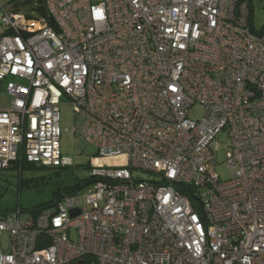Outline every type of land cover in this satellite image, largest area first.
Listing matches in <instances>:
<instances>
[{"label":"built area","instance_id":"1","mask_svg":"<svg viewBox=\"0 0 264 264\" xmlns=\"http://www.w3.org/2000/svg\"><path fill=\"white\" fill-rule=\"evenodd\" d=\"M41 6L47 17L2 7L0 92L6 81L11 103L0 108V171L72 166L65 101L76 141L96 148V182L38 216L0 215V264H264V26L253 0Z\"/></svg>","mask_w":264,"mask_h":264},{"label":"rangeland","instance_id":"2","mask_svg":"<svg viewBox=\"0 0 264 264\" xmlns=\"http://www.w3.org/2000/svg\"><path fill=\"white\" fill-rule=\"evenodd\" d=\"M45 2L46 0H0V32L2 29L1 17L4 11L3 8L7 12L20 11L28 15H40L39 6ZM253 6L252 19L255 29L259 30L264 26V0H253ZM10 103L11 98L6 93V81H4L0 92V108H6ZM193 116L196 117L197 114L194 113ZM75 123L76 115L72 105L63 101L61 105V152L64 157L73 162L72 166L66 169V172L67 174L74 173L76 176L84 178L90 174L92 158L96 156L97 151L93 145L76 141L72 132ZM220 142H227L224 134L220 136ZM218 162L219 165L216 169L221 180L232 178L234 172L226 165L224 153L218 155ZM18 174V171L12 166L0 171V210L4 211L17 206L27 208L38 204L47 197L43 186L22 187L19 189L17 183ZM144 176L147 175L144 174Z\"/></svg>","mask_w":264,"mask_h":264},{"label":"trees","instance_id":"3","mask_svg":"<svg viewBox=\"0 0 264 264\" xmlns=\"http://www.w3.org/2000/svg\"><path fill=\"white\" fill-rule=\"evenodd\" d=\"M41 7H39V12L47 17L46 9ZM12 167L19 173L17 177L19 189L22 187L43 186L46 190L47 197L38 204L27 208L17 206L4 211L0 210V215L20 208L23 211L30 212L34 216H38L46 210L56 209L58 202L63 197L79 194L96 182V179L90 175L80 178L74 173L67 174L66 169H68L69 166L46 167L21 160L12 165ZM185 190L188 194H191L193 191L190 186ZM195 207L197 210H200L199 205L195 204ZM89 260L90 259L86 260V264H90Z\"/></svg>","mask_w":264,"mask_h":264},{"label":"water","instance_id":"4","mask_svg":"<svg viewBox=\"0 0 264 264\" xmlns=\"http://www.w3.org/2000/svg\"><path fill=\"white\" fill-rule=\"evenodd\" d=\"M193 197V199L194 200H196V201H198V202H200V200H199V198L198 197H196V196H192ZM201 203V202H200ZM79 212H80V210L79 209H75V210H72V216H76L77 214H79Z\"/></svg>","mask_w":264,"mask_h":264},{"label":"crops","instance_id":"5","mask_svg":"<svg viewBox=\"0 0 264 264\" xmlns=\"http://www.w3.org/2000/svg\"><path fill=\"white\" fill-rule=\"evenodd\" d=\"M3 32V30L1 29V32H0V34Z\"/></svg>","mask_w":264,"mask_h":264}]
</instances>
